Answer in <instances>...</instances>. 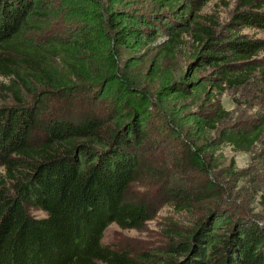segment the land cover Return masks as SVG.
Segmentation results:
<instances>
[{"label":"trees","instance_id":"1","mask_svg":"<svg viewBox=\"0 0 264 264\" xmlns=\"http://www.w3.org/2000/svg\"><path fill=\"white\" fill-rule=\"evenodd\" d=\"M138 1L0 0V76L12 95L0 106V167L12 184L0 186V264H264V223L220 207L224 190L206 157L223 143L249 152L264 134V109L208 140L206 132L227 117L212 104L215 85L194 69L196 62L210 66L222 90L251 80L263 65L264 0H235L222 29L197 13L209 0ZM183 33L198 46L190 69L150 92L131 70L161 45H153L160 35L169 36L163 50L170 51ZM54 45L67 58L64 69L45 64ZM158 72L154 61L150 79ZM78 85L97 109L50 105L73 98ZM188 99L209 108L186 113L191 133L184 138L175 121L185 107L169 105ZM161 113L170 136L187 146L175 168L187 165L205 179L198 188L163 183L164 198L177 212L210 206L190 227L168 223L159 253L103 245L109 226L140 231L152 219L150 204L128 192L138 178L155 173L161 181L166 172L162 164L151 167V148L160 143L151 128Z\"/></svg>","mask_w":264,"mask_h":264},{"label":"rangeland","instance_id":"2","mask_svg":"<svg viewBox=\"0 0 264 264\" xmlns=\"http://www.w3.org/2000/svg\"><path fill=\"white\" fill-rule=\"evenodd\" d=\"M234 3L235 0H228V4L223 5L219 0H209L197 13L214 18L218 24L217 29H222L231 18ZM146 4L143 0H139L137 6L141 7L140 5L145 6ZM165 23L168 25V21L165 20ZM256 31L255 29H244L241 34L253 38L257 34ZM168 38L169 36L160 35L153 45L158 43L161 45L155 50H150L148 56L131 70L133 77L136 80H141L142 84L152 93L165 79L177 78L189 70L191 57L198 49L192 38L183 33L178 45L171 48L170 51H165L163 48H165ZM258 58L263 61L262 69L256 72L251 80L243 86L231 89L224 88L223 90V86L217 78V72L210 66L196 62L194 69L198 71L197 75L215 85L212 91V104L225 111V117H227L221 125H218L217 130L206 132L208 140L218 139V132L222 127H238L248 124L257 113L264 109V53H260ZM154 61L159 72L156 78L150 79L148 73ZM67 63V58L60 47L54 45L47 49L46 65L61 70L65 68ZM8 84V80L0 76V106L12 102L11 93L5 89ZM80 89L84 90L83 85L77 86L76 96L74 95L73 98L49 100V102L51 101L50 105L54 107L59 105L58 107H60L62 104L68 103L67 105H70L68 109H97L98 104L88 106L87 102L84 101L83 93L85 91ZM205 103L206 100L199 101L197 99L170 102L169 107L174 108L173 110L185 107V110L181 109L182 112L179 113V118L175 121L182 133L180 135L184 138L185 134L191 133V126L185 118L186 113L195 111L204 113L209 108ZM166 120L164 114L161 113L158 120L153 121L151 129L153 133L159 134L160 143L152 147L150 151V154L156 159L151 167L157 169L158 165L162 164L166 172L160 177L161 181L153 178L155 173L152 174L153 177L149 175L138 178L130 186L128 192L132 199L150 204L152 219L146 222L140 231L122 230L115 225L109 226L104 231L103 245L126 249L132 254L140 251H158L159 253L166 247V237L163 232L168 227V223L176 224L179 228L190 227L198 219L201 210L210 206L205 203L196 205L192 211L177 212L167 202V198H164L163 183H181L183 185L189 183L194 188H198L205 182L204 177L199 172L187 168V165L183 166V170L175 168L177 163L185 160L188 151L186 144L182 141L184 138H172L167 129L164 128L163 125ZM206 157L209 165L213 168V176L218 179L224 190V195L219 202L220 207L226 211H232L235 215H245L257 222L264 223V134L249 152L234 151L231 146L223 143L210 149ZM3 173V169L0 167V186L11 188L12 184L6 180ZM29 212L36 217L43 216V213L37 209H30Z\"/></svg>","mask_w":264,"mask_h":264}]
</instances>
